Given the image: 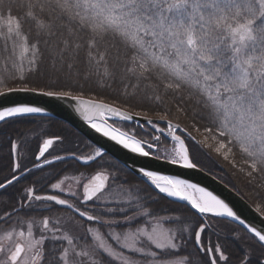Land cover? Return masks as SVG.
<instances>
[{
    "label": "snow or ice",
    "instance_id": "obj_1",
    "mask_svg": "<svg viewBox=\"0 0 264 264\" xmlns=\"http://www.w3.org/2000/svg\"><path fill=\"white\" fill-rule=\"evenodd\" d=\"M0 56V97L22 93L75 102L74 110L96 133L132 154L188 170L198 164L186 141L203 150L211 138L225 160L233 147L239 149L247 165L240 171L249 178L264 174V0H0ZM117 84L113 99L119 106L95 91ZM88 85L94 86L87 87L92 95H86ZM184 88L198 96L201 119L208 121L203 140L169 119L165 97ZM45 111L17 103L0 108V123ZM141 116L151 139L109 123L116 118L139 127ZM64 142L58 134L43 139L33 167L25 168L17 142L10 141L9 175L0 190L57 161L98 168L81 193L68 194L76 202L37 194L34 182L23 189L18 207H0V224L7 225L0 228V264H264V232L245 224L212 192L141 166L138 173L157 195L186 202L195 212L189 218L177 209L157 210L151 195L126 188L119 170L101 163L107 155L102 147L89 155L62 149L66 154L53 156L50 149ZM61 183L50 182L51 189L63 191ZM53 204L72 215L63 221L45 215L37 224L35 216L21 212H51ZM255 210L264 215V202ZM208 214L238 221L251 234H237L243 245L235 261L223 244L204 239ZM77 220L83 238L69 227ZM48 239L60 244L46 252Z\"/></svg>",
    "mask_w": 264,
    "mask_h": 264
},
{
    "label": "trees",
    "instance_id": "obj_2",
    "mask_svg": "<svg viewBox=\"0 0 264 264\" xmlns=\"http://www.w3.org/2000/svg\"><path fill=\"white\" fill-rule=\"evenodd\" d=\"M3 62V57L0 56V63ZM86 95H92V93L87 92ZM94 87V86H91ZM121 85H114L113 89H95V91L101 92L102 97L109 103H116L119 106L118 99L113 98L118 97V91ZM161 91H163L161 89ZM198 96L191 92L189 89L184 88L179 92L173 93L168 92L165 97V106L171 110V115L169 119L173 123H179L182 129L190 132L197 140H203V128L208 125L206 119H201L203 115L202 107L197 103ZM149 105H145L148 107ZM183 109V112L177 111V109ZM124 110H127L126 108ZM158 110V109H157ZM141 111L140 108H135L133 110ZM151 118L158 119L155 112H149ZM194 122L196 127H193ZM126 131H132L135 128V133L137 138L140 139H151L150 136H146V132H150V128L145 127L144 131H141V126L137 127L134 124L127 125L121 124ZM163 127V126H162ZM199 129V130H198ZM61 135L65 137V142L63 145H54L53 149L50 151L51 154H66L62 149H73L80 155H89L92 153L94 146L90 144L82 135L74 131L68 124L63 123L59 120L48 118V117H25L21 119L9 120L6 123L0 125V181H3L6 176L9 175V152H10V141L17 142L19 146L18 159H21L22 166L25 168H32L35 154L38 152V146L42 143L45 138H51L53 135ZM183 138V137H182ZM202 138V139H201ZM165 146H169V140L165 137H161ZM189 146L195 158V162L198 167L202 170L208 172L210 175L216 177L224 184L232 188L239 195H241L248 203H250L254 208L258 203L264 202V174L254 173V178H249L244 172L240 171L241 167L247 169V165L243 163L245 156L239 151L238 148L233 147L232 153L229 154L228 160H225L222 155L217 154L214 151L216 146L215 141L208 140L207 144L204 146L203 150L199 147H194L190 142ZM211 145L212 147H209ZM48 158H51L49 156ZM101 163H106L108 170L118 169L117 174L120 176L121 180H126V188H131L132 190L141 189L144 194L151 195L155 203L153 207L157 210H172L177 209L183 212L189 218H192L193 212L184 205L170 201L161 195H157L146 183L133 175L130 171L124 168L117 161L112 159L110 156L106 155L104 161ZM235 164V167L233 166ZM98 166L93 164L91 167H86L79 162L73 160H66L54 163L44 167L43 169H38L33 173H29L19 182L11 185L5 191H0V207L4 204H15L19 206L18 202L21 200L23 189L31 186L36 182L37 194H47L51 188V183H59L66 177H74L78 175H88L94 174ZM25 203V202H24ZM53 206H55L53 204ZM56 207V211L53 213L63 214L65 211ZM24 213V209L21 211ZM44 211L37 209V214H42ZM210 229L206 230V236L204 239L210 242V244H215L217 242L227 245L225 238L237 239L238 232H242L245 236H250L237 225L227 220L222 219H209ZM218 233L219 235L215 234ZM242 235V234H240ZM242 242V241H241ZM238 242L240 246L243 242ZM189 251L195 252V249L189 248Z\"/></svg>",
    "mask_w": 264,
    "mask_h": 264
},
{
    "label": "water",
    "instance_id": "obj_3",
    "mask_svg": "<svg viewBox=\"0 0 264 264\" xmlns=\"http://www.w3.org/2000/svg\"><path fill=\"white\" fill-rule=\"evenodd\" d=\"M17 103H29L45 108L46 111L44 113L36 114L31 117H48L68 124L73 130L81 134L95 147H102L107 155H109L111 158H113L143 182H145V178L138 173V169L141 166H146L150 170H155L167 175L176 176L188 180L189 182L212 192L218 198L224 200L225 203H227L240 216V218L245 221V224L254 226L264 232V215L256 212V208H254L241 195L224 184L222 181L210 175L208 172L200 169L199 167L195 170L183 169L179 166H173L163 161L158 162L151 157L144 158L130 153L128 150H125L121 146L115 144V142L103 137L101 134L96 133L86 122H84L79 114L74 110L75 102L68 100H54L39 95L22 93H13L0 97V108L12 106ZM137 119L140 121V126H147L142 116L138 117ZM156 121L158 125L165 126L164 121ZM112 122L127 125L133 124V122H122L116 118H113L109 121V123ZM1 124L2 123H0V125ZM146 184L153 191H155L156 193L158 192V190H155L153 187H151L149 183ZM159 195L165 197L170 201L187 206L186 202L176 201L174 198H169L165 194ZM59 207L65 209L63 206ZM187 207L190 208V206ZM190 210L195 212L194 209L190 208ZM204 218H218L227 220L244 229L238 221H234L231 218L215 217L211 214L206 215Z\"/></svg>",
    "mask_w": 264,
    "mask_h": 264
},
{
    "label": "flooded vegetation",
    "instance_id": "obj_4",
    "mask_svg": "<svg viewBox=\"0 0 264 264\" xmlns=\"http://www.w3.org/2000/svg\"><path fill=\"white\" fill-rule=\"evenodd\" d=\"M90 175L91 174H88V175L84 174V175H78V176H74V177H66V178H64L62 180V182L64 180H77V179L81 180L80 187L75 190V192L81 193L82 192V184L87 182V179L90 178ZM47 194H56V195H59L61 198L69 199L71 202H76L74 197L66 196V195H64V194H62L60 192H57L56 190H53L51 188L49 189V193H47ZM42 195H45V194H42ZM26 203L27 202L25 201V204ZM44 203H49V202H44ZM23 209H24V213H30V214H32L33 216L36 217L37 224L40 223V220L45 215L50 216L52 219H55V218L59 217V218H61L62 221H63V218L72 215L71 211H69V210L67 211V210H64V209H63V211H65V213H63V214L53 213V212H55L57 210L55 206H53L51 212L44 211L42 214H37V209L35 207L33 209H29L27 207H24ZM21 211H22V209H21ZM85 223H90V222H85ZM208 224L210 225V221L209 220H208ZM76 226L78 228L79 227L81 228V233L80 234H81V238H83V236H84V228L82 226H80V221L79 220H77ZM6 227H7V225L0 224V228H6ZM208 229H210V227L207 228V230ZM238 233L243 235L242 232L241 233L238 232ZM215 234L219 235L218 233H215ZM2 235L3 234L0 233V236H2ZM225 240H226V243H227V245L225 246L226 253L230 252L232 254L233 261H235L236 257L240 254V252L242 250V246H240V244L238 243V242H241V241L238 240V239H230V240H228L227 238H225ZM4 243H6V241ZM59 244H60V242H58V241H53L51 239H48V240L45 241L44 247H45L46 252H49V250H51L52 248L58 247Z\"/></svg>",
    "mask_w": 264,
    "mask_h": 264
},
{
    "label": "rangeland",
    "instance_id": "obj_5",
    "mask_svg": "<svg viewBox=\"0 0 264 264\" xmlns=\"http://www.w3.org/2000/svg\"><path fill=\"white\" fill-rule=\"evenodd\" d=\"M80 182H81V180H79V179H77V180H64L61 183V189L63 191H60V190H56V191L66 195V196H69L68 194L70 192H74L76 189H78L80 187ZM69 227L72 229V233L74 235L81 237V234H80L81 228L80 227L78 228L77 226H71V225Z\"/></svg>",
    "mask_w": 264,
    "mask_h": 264
}]
</instances>
